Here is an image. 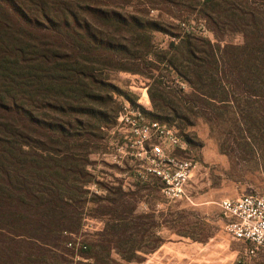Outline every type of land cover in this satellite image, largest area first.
Listing matches in <instances>:
<instances>
[{"label": "trees", "instance_id": "obj_1", "mask_svg": "<svg viewBox=\"0 0 264 264\" xmlns=\"http://www.w3.org/2000/svg\"><path fill=\"white\" fill-rule=\"evenodd\" d=\"M102 2L0 0V264H104L88 241L78 253L67 246L82 228L89 186L102 188L88 148L110 125L101 96L115 88L104 71L139 73L128 63H143L162 99L151 116L169 127L163 113L182 117L163 97L157 63L189 85L186 105L210 100L230 109L237 130L248 119L264 130V0H203L216 43L184 32L166 53L153 45L155 32H167L157 21ZM235 33L243 45L226 43ZM118 194L108 200L116 212L102 214L114 222L101 235L110 246L137 225L125 211L118 216Z\"/></svg>", "mask_w": 264, "mask_h": 264}, {"label": "rangeland", "instance_id": "obj_2", "mask_svg": "<svg viewBox=\"0 0 264 264\" xmlns=\"http://www.w3.org/2000/svg\"><path fill=\"white\" fill-rule=\"evenodd\" d=\"M101 1L123 14L144 15L157 21L167 31L153 34L157 53H166L171 43H180L184 35L182 24L194 26L199 31L205 28L199 6L203 0ZM207 35L203 36L216 43L212 32ZM226 43L243 45V37L238 33L229 35ZM157 65L158 71L154 74L165 76L163 97L167 103L175 105L182 118L179 120L169 112L162 115L183 136L187 157L196 163L188 187L190 199L169 203L158 190L145 187L138 188L133 194L121 191L120 197L118 178L114 177L115 169L108 159L119 138L117 119L121 107L126 102L143 105L147 108L146 117L155 120L151 116L158 113L154 102L162 100L160 90L149 79L150 72L143 63H128V69L136 71L138 67L141 72L104 71V77L115 88L112 94L102 93L101 96L105 104L102 111L108 116L110 125L95 132L96 139L93 138L88 148L92 152L88 158L89 170L102 188L95 184L89 186L82 228L75 234L81 236L84 242L96 245L95 255L104 264H264V252L253 259L245 257L251 245L236 241L227 233L228 220L219 207L224 198L264 193V130L254 129L250 119L243 131L237 130L230 109L210 100H204L196 107L187 106L184 99L191 94L189 85L173 71L167 70L164 64ZM142 72L147 76L140 74ZM260 116L263 119L264 113ZM261 125L264 127V122ZM93 187L104 193L96 194L90 189ZM111 192L119 193L118 199L121 198L125 204L120 208L118 206V216L125 211L129 215L128 220H133L132 225L137 224L134 231L129 230L127 234L115 237L116 245L112 246L103 242L101 237L114 223L108 216L102 215L115 211L108 202L113 197ZM146 195L149 201H163L164 209L154 213L141 212L138 204ZM125 223L118 222L119 233L124 232L122 225ZM161 247L163 255L155 256Z\"/></svg>", "mask_w": 264, "mask_h": 264}, {"label": "built area", "instance_id": "obj_3", "mask_svg": "<svg viewBox=\"0 0 264 264\" xmlns=\"http://www.w3.org/2000/svg\"><path fill=\"white\" fill-rule=\"evenodd\" d=\"M182 28L184 32L199 31L186 24H182ZM199 32L210 35L206 27ZM146 111L147 108L140 104L126 102L122 105L117 119L121 137L115 144L113 159L116 163L129 161L144 176L158 179L161 192L169 203L189 200L188 187L196 163L187 157L186 142L175 128L148 119ZM92 190L100 193L95 187ZM219 207L228 220L227 233L234 240L251 245L245 257L253 259L264 252V193L224 198ZM71 237L69 249L76 253L86 250L81 236Z\"/></svg>", "mask_w": 264, "mask_h": 264}, {"label": "crops", "instance_id": "obj_4", "mask_svg": "<svg viewBox=\"0 0 264 264\" xmlns=\"http://www.w3.org/2000/svg\"><path fill=\"white\" fill-rule=\"evenodd\" d=\"M118 137H119L118 138L119 141L121 135L119 134ZM114 153L115 152L113 149V153L109 155L108 162L115 169L113 175L115 178H118V188L122 192L126 194L128 193L133 194L136 193V190L138 188L145 187L146 189H150V190L151 189L158 190L163 197V194L161 192V184L158 179H156L153 176H144V174L139 169H137L136 165H134L129 161L116 163L113 159ZM96 190H98L100 193L102 192V190L99 189ZM148 198L149 196L146 195L139 202L138 209L141 212L148 213L150 211L151 213H154L155 211H160L164 209L165 203L163 201L152 202L149 201ZM162 252H163V247H161L158 250V252L155 253V256H162L163 255Z\"/></svg>", "mask_w": 264, "mask_h": 264}]
</instances>
